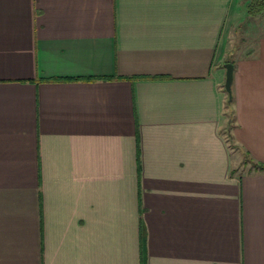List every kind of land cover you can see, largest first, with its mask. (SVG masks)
I'll list each match as a JSON object with an SVG mask.
<instances>
[{
    "label": "crops",
    "instance_id": "obj_1",
    "mask_svg": "<svg viewBox=\"0 0 264 264\" xmlns=\"http://www.w3.org/2000/svg\"><path fill=\"white\" fill-rule=\"evenodd\" d=\"M248 2L0 0V264H264Z\"/></svg>",
    "mask_w": 264,
    "mask_h": 264
},
{
    "label": "rangeland",
    "instance_id": "obj_2",
    "mask_svg": "<svg viewBox=\"0 0 264 264\" xmlns=\"http://www.w3.org/2000/svg\"><path fill=\"white\" fill-rule=\"evenodd\" d=\"M260 35H264V12L253 17L251 16L247 17L245 23H243V25L239 27L237 34L233 36L232 49H231L233 54L231 55L230 58L234 60L238 53L245 52L246 50L241 51L240 49L242 48L245 49L244 45L248 44L249 42H251L253 39L257 38ZM236 48H240V49H238L237 51ZM226 106H227V115L229 116V120H230L229 122L233 123V111L228 105ZM239 169L246 170L247 165L244 166V168H242L241 166Z\"/></svg>",
    "mask_w": 264,
    "mask_h": 264
},
{
    "label": "trees",
    "instance_id": "obj_3",
    "mask_svg": "<svg viewBox=\"0 0 264 264\" xmlns=\"http://www.w3.org/2000/svg\"><path fill=\"white\" fill-rule=\"evenodd\" d=\"M264 12V0H249L247 3V13L249 16L253 17ZM233 102V97L228 98L227 105L231 107ZM256 168L264 169L263 164H255Z\"/></svg>",
    "mask_w": 264,
    "mask_h": 264
},
{
    "label": "water",
    "instance_id": "obj_4",
    "mask_svg": "<svg viewBox=\"0 0 264 264\" xmlns=\"http://www.w3.org/2000/svg\"><path fill=\"white\" fill-rule=\"evenodd\" d=\"M226 67V80H225V89L229 95V98H232V84L234 79V64L232 62H227Z\"/></svg>",
    "mask_w": 264,
    "mask_h": 264
}]
</instances>
